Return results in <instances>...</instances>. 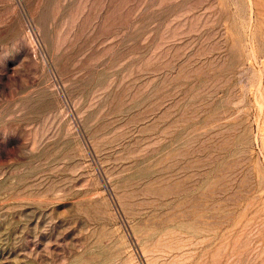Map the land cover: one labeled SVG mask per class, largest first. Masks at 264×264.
<instances>
[{
    "label": "rangeland",
    "instance_id": "obj_1",
    "mask_svg": "<svg viewBox=\"0 0 264 264\" xmlns=\"http://www.w3.org/2000/svg\"><path fill=\"white\" fill-rule=\"evenodd\" d=\"M0 264H264V0H0Z\"/></svg>",
    "mask_w": 264,
    "mask_h": 264
}]
</instances>
